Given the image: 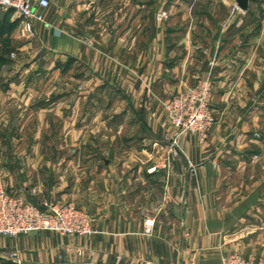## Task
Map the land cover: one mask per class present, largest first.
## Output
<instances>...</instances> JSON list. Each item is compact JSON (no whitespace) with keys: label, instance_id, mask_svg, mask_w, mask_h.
I'll use <instances>...</instances> for the list:
<instances>
[{"label":"crops","instance_id":"obj_1","mask_svg":"<svg viewBox=\"0 0 264 264\" xmlns=\"http://www.w3.org/2000/svg\"><path fill=\"white\" fill-rule=\"evenodd\" d=\"M162 11L170 19L160 23ZM50 23L52 74L70 84L24 102L19 116L31 108L59 120L63 132L41 137L67 144L5 164L4 185L42 210L74 204L100 233L4 238L0 264H17L13 253L23 264H221L235 252L264 260V0L247 11L237 0H56ZM207 78L210 136L175 138L164 102ZM14 86L23 87L0 93Z\"/></svg>","mask_w":264,"mask_h":264},{"label":"built area","instance_id":"obj_2","mask_svg":"<svg viewBox=\"0 0 264 264\" xmlns=\"http://www.w3.org/2000/svg\"><path fill=\"white\" fill-rule=\"evenodd\" d=\"M55 2L56 0H0V12L12 13L28 33L34 34L38 24H43L49 30L55 28L47 21V13ZM160 16L165 19L167 14L163 12ZM86 42L93 46L89 39ZM214 96V82L207 78L199 79L195 86L186 88L164 102L166 117L176 131L175 138L182 140L191 135L197 137L200 143L206 142L216 123ZM177 147L171 150L173 156L179 154ZM39 232L85 238H92L100 233L94 226L92 216L74 204L47 205L46 210H42L22 197L11 194L1 183L0 242L4 238ZM12 257L17 264H23L17 253H13ZM221 264H264V260L246 258L235 252L223 255Z\"/></svg>","mask_w":264,"mask_h":264},{"label":"rangeland","instance_id":"obj_3","mask_svg":"<svg viewBox=\"0 0 264 264\" xmlns=\"http://www.w3.org/2000/svg\"><path fill=\"white\" fill-rule=\"evenodd\" d=\"M144 1L151 2L153 0H139L140 5ZM160 1L164 0H156V4ZM148 12L145 9L142 10L139 12V18L147 16ZM163 12L167 14L165 19L160 16ZM155 17L157 22L163 23L170 19V14L167 11H162L158 12ZM47 21L50 22V10L47 13ZM45 28L43 24H38L36 32L30 34L12 13L6 16V13L0 12V88L8 83L18 86L19 82L23 87L25 86L24 89L14 86L8 95L0 93V100H8L10 103L8 108L0 107V184H4L2 170L5 164H11L20 157L23 158L22 155L26 159H31L32 156L29 153L31 151L41 148H60L67 144L65 138L44 140L41 137L47 131L63 132L64 125H61L59 120L57 121L51 116H43L44 113H36L31 108L23 117L19 116L24 111V102L30 101L32 104L41 99H49L53 93H56L55 91L59 90V93H62L65 91L66 85L70 84V80L66 76H57L56 78L52 74L51 67L54 59L44 44L45 32L50 30L46 28L45 31ZM118 30L122 33L128 32V29L125 28ZM94 37L96 38L95 35ZM87 39L84 41L88 45ZM76 94L78 96L79 93H75L74 97ZM61 99L66 100V97ZM22 105L23 107L20 108ZM55 111H60V109L56 108ZM75 111L76 115L81 114L80 108H76ZM2 116L6 117L2 118ZM39 133H41V138L38 139ZM261 239L264 247V235ZM11 258L14 259L12 256Z\"/></svg>","mask_w":264,"mask_h":264},{"label":"water","instance_id":"obj_4","mask_svg":"<svg viewBox=\"0 0 264 264\" xmlns=\"http://www.w3.org/2000/svg\"><path fill=\"white\" fill-rule=\"evenodd\" d=\"M237 2L242 10L247 11L251 0H237Z\"/></svg>","mask_w":264,"mask_h":264},{"label":"trees","instance_id":"obj_5","mask_svg":"<svg viewBox=\"0 0 264 264\" xmlns=\"http://www.w3.org/2000/svg\"><path fill=\"white\" fill-rule=\"evenodd\" d=\"M7 15L9 16V15H11V13H6V16H7Z\"/></svg>","mask_w":264,"mask_h":264}]
</instances>
